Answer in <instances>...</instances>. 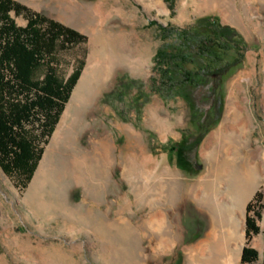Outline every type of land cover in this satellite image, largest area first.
Returning a JSON list of instances; mask_svg holds the SVG:
<instances>
[{"label":"rangeland","instance_id":"374dc122","mask_svg":"<svg viewBox=\"0 0 264 264\" xmlns=\"http://www.w3.org/2000/svg\"><path fill=\"white\" fill-rule=\"evenodd\" d=\"M21 1L86 33L87 54L28 185L16 184L0 166V264H264V161L257 158L258 179L240 210L234 211L237 224L227 220L214 228L211 207L204 200L208 197L225 209L235 204L225 177L209 175V154L219 144L214 135L227 119L232 84L248 69L255 73L249 87L252 101L239 138L250 141L251 148L260 146L264 155V0H233L243 16L242 26L207 0ZM69 1L92 6L86 25L63 17L61 8ZM205 14L240 34L227 57L241 56V62L223 76L216 119L195 145L213 119L211 102L199 96L207 87H199L192 102L182 95L164 98L151 89L150 75L163 41L160 24L185 26ZM16 19L26 21L22 15ZM76 54L81 55L80 48L66 56L68 73ZM132 79L141 80L150 92L141 112ZM243 96L237 94L236 100L243 104ZM72 105L81 107L78 125L65 147L66 163L57 173L51 170L53 162L42 164L52 149L56 156L73 117ZM163 166L175 171L182 183L172 207L166 205L161 186L167 178ZM208 178L215 179L213 187L189 192ZM257 191L262 192L260 230L248 237L247 205L252 203L254 214ZM229 227L236 234L217 251ZM244 245L258 249L255 260L241 262Z\"/></svg>","mask_w":264,"mask_h":264},{"label":"trees","instance_id":"16d2710c","mask_svg":"<svg viewBox=\"0 0 264 264\" xmlns=\"http://www.w3.org/2000/svg\"><path fill=\"white\" fill-rule=\"evenodd\" d=\"M16 15H22L25 23H19ZM160 33L163 41L153 56L151 89L164 98L182 95L192 102L197 89L207 87L199 96L211 102L213 119L197 135L196 145L216 119L223 76L241 62V56L227 57L240 34L213 14L198 16L185 26L160 24ZM87 39L78 28L21 0H0V166L21 187L31 180L80 77ZM78 48L81 55L76 54L68 73L66 56ZM132 80L138 87L135 103L141 112L150 92L143 89L141 80ZM184 138L186 144L188 138ZM254 198L258 201L257 208L253 204L254 214L250 213L252 203L247 205L248 237L260 230L262 192L257 191ZM257 257L256 247L243 246L241 262Z\"/></svg>","mask_w":264,"mask_h":264},{"label":"bare ground","instance_id":"6f19581e","mask_svg":"<svg viewBox=\"0 0 264 264\" xmlns=\"http://www.w3.org/2000/svg\"><path fill=\"white\" fill-rule=\"evenodd\" d=\"M233 3V0H207V5L222 7L225 12V16L228 19L242 26L243 16L238 10L239 8L236 9ZM61 14L68 20L74 21L75 23L81 25H86L91 19L92 6L90 4H81L69 1V3H66L61 8ZM254 75V69H248L241 72L238 78L233 82L230 101L228 102L226 115L227 119L220 127L219 131L214 135L219 144L216 145V147L212 148L209 154V162L211 165L208 172L209 175H211L212 173H216L217 176L225 177L228 184V191L233 193L235 199V204L225 209L218 205L212 204L210 201L211 199H208V197L204 198V200L206 201L205 203L211 207V218L214 228H216L217 225L223 226L227 220H230L231 223L237 224V219L235 217L234 211L240 210L242 201L247 198L258 179L257 158L262 162L264 161V155H262L263 152L260 149V146L251 148L250 141H242L239 138L240 131L243 128L247 127L245 123V114L249 111V107L252 101V96L250 95L251 91H249V87L250 84L254 81ZM243 80L246 81L245 86L244 84H242ZM235 86L238 89H235ZM242 92L244 94L243 104L236 100L237 94H242ZM262 95L264 101V90L262 92ZM80 108L74 109L73 105L69 108L70 111H73L72 120L70 121L69 125L64 128V131L62 130L63 133L58 144V149H55L56 156H53L54 149H52V153L50 152L49 154H47L42 164L43 167L49 164L51 165V163L53 162L51 170H54L57 173H61V169L66 163V156L69 151L68 148L65 147L67 145L68 139L71 137L72 133L75 131L76 126L78 125L77 119L79 118L78 115L81 110ZM210 144H212V141H210ZM161 171L163 172V174H167L166 180L164 179L165 182H161V186H163V195H165L167 201L166 205L169 204L168 206L172 207L173 201L174 199H176L178 192L182 190L181 179L175 171L165 166L162 167ZM214 182L215 179H204L200 181L199 184L195 186L192 185L189 188V192H199L202 189H208L210 187H213ZM226 211H228V213L230 214L229 218H227ZM170 230L174 234L177 233V231L173 228L171 229V227ZM235 234V229L231 227L226 228L223 241L218 242L219 244L217 251H219L227 241V243H229V241L234 237ZM235 254L237 256L236 252ZM224 262H226V260H224Z\"/></svg>","mask_w":264,"mask_h":264},{"label":"water","instance_id":"95a60500","mask_svg":"<svg viewBox=\"0 0 264 264\" xmlns=\"http://www.w3.org/2000/svg\"><path fill=\"white\" fill-rule=\"evenodd\" d=\"M244 227L246 228V222H244Z\"/></svg>","mask_w":264,"mask_h":264}]
</instances>
